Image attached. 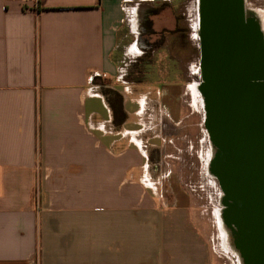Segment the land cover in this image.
Here are the masks:
<instances>
[{"label":"crops","instance_id":"0c3cea01","mask_svg":"<svg viewBox=\"0 0 264 264\" xmlns=\"http://www.w3.org/2000/svg\"><path fill=\"white\" fill-rule=\"evenodd\" d=\"M179 3L0 0V264H225L189 198L161 203L152 177L202 80L174 61L170 82L155 61L132 69L140 41L181 39Z\"/></svg>","mask_w":264,"mask_h":264},{"label":"water","instance_id":"95a60500","mask_svg":"<svg viewBox=\"0 0 264 264\" xmlns=\"http://www.w3.org/2000/svg\"><path fill=\"white\" fill-rule=\"evenodd\" d=\"M245 5L198 0L199 91L221 216L246 264H264V31Z\"/></svg>","mask_w":264,"mask_h":264},{"label":"rangeland","instance_id":"374dc122","mask_svg":"<svg viewBox=\"0 0 264 264\" xmlns=\"http://www.w3.org/2000/svg\"><path fill=\"white\" fill-rule=\"evenodd\" d=\"M254 1L245 0L246 9L250 13L257 5ZM158 8L161 9L162 6H158ZM158 8L157 10H159ZM150 9H145L144 12H149ZM171 12L174 21L179 23L177 27L175 24L173 28L179 32L181 39L173 41L167 35L162 41H158L155 48L146 45L150 41H140L133 56V60H136L138 64H133L132 69L140 72L144 69L142 64L147 65L155 61V64L159 65V68L165 73L163 80L170 82L172 79L167 69L169 63L174 61L175 67L177 69L180 67V82L185 84L195 80L199 83L202 77L198 66L200 61L198 40H185L191 34L189 21L192 16L197 18L198 0H180L177 8L171 9ZM148 32L150 31L144 27L145 37L148 36ZM141 51L146 54L139 58L138 54H141ZM189 64L192 66L196 64L197 71L194 77L188 76ZM131 79L134 81L143 80L140 75H133ZM194 94L198 95L196 87ZM205 118V110L202 108L200 99H197L196 112L191 119L183 121L180 126L181 131L175 135V147L178 150L172 145L166 149V154H174V158L152 159L154 165L159 166L157 173L152 174V177L159 183L157 194L160 202L172 203L177 194L188 197L192 204L191 215L195 225L212 248L214 256L225 264H239L238 256L235 254H239V251L236 250L237 252L233 253L230 250V248H236L238 240L236 235L230 232L225 238L219 227L217 212L223 209V193L216 178L209 173L210 161L214 158V154L206 130ZM154 165L152 164V167Z\"/></svg>","mask_w":264,"mask_h":264},{"label":"bare ground","instance_id":"6f19581e","mask_svg":"<svg viewBox=\"0 0 264 264\" xmlns=\"http://www.w3.org/2000/svg\"><path fill=\"white\" fill-rule=\"evenodd\" d=\"M257 19H258V21H260V23H261V25H262V22H261V19H260V17L257 15V17H256ZM263 31H264V29H263ZM196 37H197V35H196ZM198 87V86H197ZM197 87H196V93L197 94H199V91H197ZM201 103H202V105H203V107H204V102H203V98L201 99V101H200ZM205 110V109H204ZM213 149V154L214 155H216V151H215V149L214 148H212ZM212 161V160H211ZM210 161V162H211ZM225 204H223V209L222 210H220V211H218L217 212V215H218V220H219V227H220V229H221V231H222V233H223V236L225 237V238H227V236H228V234L232 231V229L231 228H229L228 226H226L225 225V223H224V220H223V218H222V216H221V214H223V211L225 210ZM233 233V232H232ZM240 244V243H239ZM237 248H239L238 250L240 251V245H239V247H237ZM230 250L234 253V252H237L238 250L235 248H230ZM237 250V251H236ZM242 252V251H241ZM241 252H239V254L238 253H235L237 256H238V259H239V264H246V261H245V259H244V255H243V253H241Z\"/></svg>","mask_w":264,"mask_h":264},{"label":"flooded vegetation","instance_id":"af4514ba","mask_svg":"<svg viewBox=\"0 0 264 264\" xmlns=\"http://www.w3.org/2000/svg\"><path fill=\"white\" fill-rule=\"evenodd\" d=\"M146 44H147V46L153 48V45H152L151 43L147 42ZM145 54H146V52L144 53V55H145Z\"/></svg>","mask_w":264,"mask_h":264},{"label":"trees","instance_id":"16d2710c","mask_svg":"<svg viewBox=\"0 0 264 264\" xmlns=\"http://www.w3.org/2000/svg\"><path fill=\"white\" fill-rule=\"evenodd\" d=\"M145 26H146L147 28H149L148 25L145 24ZM148 31H150V30H148Z\"/></svg>","mask_w":264,"mask_h":264}]
</instances>
